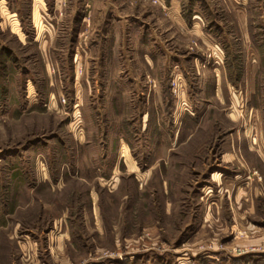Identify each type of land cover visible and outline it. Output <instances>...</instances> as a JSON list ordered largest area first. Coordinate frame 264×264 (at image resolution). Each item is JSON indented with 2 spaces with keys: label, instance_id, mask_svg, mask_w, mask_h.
<instances>
[{
  "label": "rangeland",
  "instance_id": "1",
  "mask_svg": "<svg viewBox=\"0 0 264 264\" xmlns=\"http://www.w3.org/2000/svg\"><path fill=\"white\" fill-rule=\"evenodd\" d=\"M180 3L0 0V264H264V0Z\"/></svg>",
  "mask_w": 264,
  "mask_h": 264
},
{
  "label": "crops",
  "instance_id": "2",
  "mask_svg": "<svg viewBox=\"0 0 264 264\" xmlns=\"http://www.w3.org/2000/svg\"><path fill=\"white\" fill-rule=\"evenodd\" d=\"M163 3L169 5L170 7L173 6L172 7L173 16L178 17L179 21L184 25V27L188 28L189 33L199 35V37L200 36L204 37L202 33L203 31L200 32L201 26L199 24V21H197V18L201 17V14L198 12L197 9L192 10L191 16L187 17L186 13L182 11V5L180 3V0H163ZM210 36H213L212 33H210ZM146 63L148 65H153L151 60H146ZM204 67L206 68L205 69L206 73L204 72L199 79V81L203 80L204 86L202 84H199L201 85L199 86L200 87L199 91L204 90L205 95H207L206 91H210L209 95L213 94L217 98L221 97L224 82L230 80L229 73L231 71V68L230 67L228 68L229 73L227 74L228 70L226 69V71H224L225 73H223L221 67H219L218 65H212V67H210V65H207ZM209 105H211V101H209ZM92 208H93L92 211L94 214L95 223L100 224V221L102 220V218L100 217L101 215L99 213L100 212L99 206L96 205V203H94ZM64 233L66 234L67 232H64ZM66 237L68 238V236Z\"/></svg>",
  "mask_w": 264,
  "mask_h": 264
},
{
  "label": "trees",
  "instance_id": "3",
  "mask_svg": "<svg viewBox=\"0 0 264 264\" xmlns=\"http://www.w3.org/2000/svg\"><path fill=\"white\" fill-rule=\"evenodd\" d=\"M188 5V4H187ZM192 7V6H191ZM192 10V8L190 9V11ZM186 16H191V13H186Z\"/></svg>",
  "mask_w": 264,
  "mask_h": 264
}]
</instances>
